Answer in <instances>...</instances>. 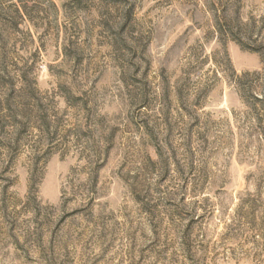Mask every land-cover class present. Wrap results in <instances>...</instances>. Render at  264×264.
Listing matches in <instances>:
<instances>
[{
	"label": "rangeland",
	"instance_id": "obj_1",
	"mask_svg": "<svg viewBox=\"0 0 264 264\" xmlns=\"http://www.w3.org/2000/svg\"><path fill=\"white\" fill-rule=\"evenodd\" d=\"M0 264H264V0H0Z\"/></svg>",
	"mask_w": 264,
	"mask_h": 264
},
{
	"label": "trees",
	"instance_id": "obj_2",
	"mask_svg": "<svg viewBox=\"0 0 264 264\" xmlns=\"http://www.w3.org/2000/svg\"><path fill=\"white\" fill-rule=\"evenodd\" d=\"M214 26H215L216 30L219 32L220 31L219 30V26L217 25V23L215 22V20H214Z\"/></svg>",
	"mask_w": 264,
	"mask_h": 264
}]
</instances>
